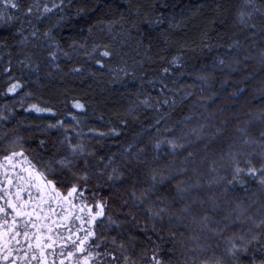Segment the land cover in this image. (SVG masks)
<instances>
[{
    "label": "trees",
    "instance_id": "obj_1",
    "mask_svg": "<svg viewBox=\"0 0 264 264\" xmlns=\"http://www.w3.org/2000/svg\"><path fill=\"white\" fill-rule=\"evenodd\" d=\"M53 2L59 3V0H20L21 12L39 4L42 13L43 5L51 7ZM246 3L247 0H64L62 10L54 9L42 20L29 17L31 25L24 21V35L29 39L23 45L16 28L0 29V112L8 116L7 121L0 122V150H8V139L18 137L34 163L53 157L59 159L67 154V146L60 143L65 132L76 128L82 131L88 151L97 154L89 163L95 166L101 155L116 154L119 164V153L136 137L141 138L137 147H145L149 158L153 154L151 141L164 138L154 130L149 135L143 129L161 117L165 118L160 125L163 129L165 123L175 125L191 116L176 133L179 136L204 125V139L189 136L194 142L189 147L194 153L190 159L195 163H189L188 171L179 177L194 184L197 175L193 170L200 165L204 145L217 129L222 130L221 138L211 149L212 153L226 151L228 141L240 135L241 127L247 126V134L253 139H260L264 133V123L255 119L264 112V62L260 56L264 52V36L261 35L264 0H252V7ZM105 5L113 7L102 12ZM241 11L253 13V19L245 25L240 24L238 18ZM157 20L162 22L156 23ZM109 22L115 23L111 32L106 27ZM252 24L255 29L248 27ZM33 26L38 29L39 39L30 35ZM50 29L59 49L44 38V33ZM236 40L241 47L230 50L228 45ZM81 44L84 48L77 51ZM94 46H98L95 52ZM105 48L111 51V57L101 55ZM53 51L57 52L55 61L49 56ZM64 52L70 55L65 56ZM233 57L241 60L234 69L213 67L220 59H224L226 65L233 64ZM174 58H179L177 64L171 63ZM97 59L104 61L103 68L96 64ZM37 66L38 71L34 70ZM9 67L10 73L6 71ZM76 68L82 71H74ZM164 68L169 69L167 74ZM111 69H124L128 75L120 72L118 78H114ZM9 76L23 85L15 94L7 93ZM200 77L207 79L202 81ZM161 80L168 85L165 92H161ZM173 89L178 90L177 103L171 107L163 105L164 99H172ZM185 92L193 95L181 103L179 97ZM145 98L151 101V106L140 104ZM75 101L83 103L85 108H75ZM33 104L51 108L52 112L30 110ZM73 116L82 122L79 126L72 120ZM59 120L64 121V128H49ZM112 128L120 135H108ZM99 133L106 135L100 137ZM73 136L76 142L74 133ZM168 151L165 146L163 154ZM185 156L187 152L178 154L176 165H180ZM172 162L173 157L169 155L159 167L163 170ZM255 163L260 166L259 158ZM133 164L140 170V186L146 187L150 183L151 160ZM124 171L127 174L128 170ZM203 171L207 173L206 168ZM200 179L202 187L193 189L189 199L207 198L210 194L207 180L203 175ZM245 180L243 187L238 184L229 192L230 203L221 200V206L228 208L243 203L250 206V216L259 217L264 210V193L257 181L251 177ZM135 182L136 176H130L126 182H118L110 188L93 177L88 187L97 200L103 199L107 213L115 218L121 214L123 199L134 190L139 194L140 188H133ZM176 182L163 185V190L175 195ZM99 231L105 236L117 235L115 229L103 226ZM164 235H168L167 231ZM137 236L133 255L138 258L137 264H146L139 259L145 253V242L141 233ZM130 238V233L125 232L124 241L127 243ZM167 251L166 246L162 253L166 259ZM253 252L258 264L264 253L255 245L242 257L241 264H249Z\"/></svg>",
    "mask_w": 264,
    "mask_h": 264
},
{
    "label": "snow or ice",
    "instance_id": "obj_2",
    "mask_svg": "<svg viewBox=\"0 0 264 264\" xmlns=\"http://www.w3.org/2000/svg\"><path fill=\"white\" fill-rule=\"evenodd\" d=\"M63 3L64 0H59V3L53 2L51 7L45 4L41 13L39 4L30 5L21 12L20 0H0V29L16 28L19 42L23 45L29 39L24 35V21L27 20L31 25L29 17L33 16L42 20L54 9L62 10ZM246 6L252 7V0H247ZM112 7L105 5L101 11ZM254 11L259 9L254 8ZM238 18L240 24L245 25L253 19V13L241 11ZM135 26L134 24L133 27ZM106 27L111 32L115 23L109 22ZM248 27L255 29L254 24ZM30 35L39 39L38 29L33 26ZM261 35L264 36V32ZM44 38L59 49V43L55 41L51 29L44 33ZM73 43L75 45V41ZM97 47L94 46L93 52ZM240 47L238 40L228 45L230 50ZM83 48L84 45L81 44L76 50ZM63 54L70 55L67 52ZM101 55L111 57L112 53L105 48ZM49 56L55 61L57 52H50ZM260 56L264 62V52ZM247 59L245 56L244 60ZM178 61L179 58H174L171 63L177 64ZM233 61V64L226 65L224 59H220L213 67L234 69L241 63L236 57H233ZM96 64L101 68L105 66L100 59L96 60ZM28 66L31 67L30 64ZM34 70L38 71V66ZM6 71L10 73L11 68ZM74 71L81 72L82 69L76 68ZM111 71L114 78H118L120 72L128 75L124 69ZM163 72L167 74L169 69L164 68ZM200 79L204 81L207 78ZM160 83L161 92L168 90V85L163 80ZM22 87L19 80L9 76L8 94L17 93ZM172 91V99H164L163 105L171 107L177 103L175 93L178 90ZM191 95L193 93L185 92L179 97V101L183 103ZM140 104L151 106V101L145 98ZM73 106L81 110L85 108L79 101H75ZM30 110L38 113L52 112L51 108L36 104L31 105ZM164 119L161 117L149 128L143 129L149 135L154 130L158 136L164 137L151 141L152 156L149 158L145 147H137L141 142L138 136L119 153V164L116 154L101 155L95 166L89 163L90 158L97 154L88 151L82 131L76 128L71 132L66 131L60 142L62 146H67V154L59 159L53 157L35 163L28 158L18 137L9 138L7 154L0 159V264H137L138 258L134 257L132 251L138 239L137 233L142 234L145 242V253L139 259L145 260L146 264H241L242 257L252 251L254 245L264 253V210L257 217L250 216V206L246 207L243 203L228 208L221 206V200L226 204L230 203L228 194L234 191L236 185L243 187L247 183L245 177L257 181L260 191L264 193V133L260 139H253L247 134V126L241 127L240 135L228 141L226 151L212 153L211 149L216 147V141L221 138L222 130L217 129L204 145L205 154L200 165L193 170L197 175L193 184L179 180V177L188 171L189 163H195L190 159L194 153L189 147L194 142L189 136L195 135L197 140L204 139V125L178 136L176 129L192 117H185L175 125L165 123L161 129ZM255 119L264 123V112ZM7 120L8 116L0 112V122ZM72 120L77 126L82 123L76 116ZM123 123L126 124L127 121ZM251 123L250 121L249 125ZM64 126V121L59 120L50 124L49 128ZM73 133L76 142H73ZM105 135L99 133L100 137ZM108 135L119 136L120 133L112 128ZM165 146L169 149L167 154H163ZM184 152H187V156L180 165H176V156ZM169 155L173 157L172 164L161 170L159 166ZM257 158L259 167L255 163ZM149 159L152 162V171L148 174L150 183L141 187L140 170L134 167L133 162L140 164ZM205 168L206 174L203 171ZM124 169L128 170L127 174ZM202 175L207 180L210 194L207 198L196 196L189 199L193 189L202 187ZM130 176H136L133 188H140L139 194L134 190L128 198L123 199L121 214L114 218L107 213V205L103 199L97 200L95 193H90L88 185L95 177L111 188L118 182H126ZM173 181H178L175 183V195L162 188ZM256 202L257 200H253V203ZM102 226L115 229L117 235L105 236L99 231ZM165 231L167 236L164 235ZM125 232L131 235L127 243L124 241ZM229 232L232 234L226 235ZM166 246L167 259L162 255ZM149 250L150 255L147 254ZM249 264H257L255 252L249 258ZM258 264H264V255L259 258Z\"/></svg>",
    "mask_w": 264,
    "mask_h": 264
},
{
    "label": "rangeland",
    "instance_id": "obj_3",
    "mask_svg": "<svg viewBox=\"0 0 264 264\" xmlns=\"http://www.w3.org/2000/svg\"><path fill=\"white\" fill-rule=\"evenodd\" d=\"M7 151H8V150H0V154H4V155H5V154H7ZM25 166H26V165H25Z\"/></svg>",
    "mask_w": 264,
    "mask_h": 264
},
{
    "label": "flooded vegetation",
    "instance_id": "obj_4",
    "mask_svg": "<svg viewBox=\"0 0 264 264\" xmlns=\"http://www.w3.org/2000/svg\"><path fill=\"white\" fill-rule=\"evenodd\" d=\"M3 156H4V154H0V159H2V158H3Z\"/></svg>",
    "mask_w": 264,
    "mask_h": 264
}]
</instances>
